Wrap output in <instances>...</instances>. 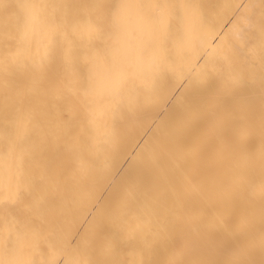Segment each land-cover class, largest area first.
Listing matches in <instances>:
<instances>
[{
	"label": "bare ground",
	"instance_id": "1",
	"mask_svg": "<svg viewBox=\"0 0 264 264\" xmlns=\"http://www.w3.org/2000/svg\"><path fill=\"white\" fill-rule=\"evenodd\" d=\"M0 120L18 264H264V0H0Z\"/></svg>",
	"mask_w": 264,
	"mask_h": 264
},
{
	"label": "rangeland",
	"instance_id": "2",
	"mask_svg": "<svg viewBox=\"0 0 264 264\" xmlns=\"http://www.w3.org/2000/svg\"><path fill=\"white\" fill-rule=\"evenodd\" d=\"M1 122H2V120H0V123ZM10 137H11V133L0 129V146H1L0 147V158H1V160H0V171L1 170L4 171V176H5L4 182L7 186H9V189H10L9 190L7 187V190H9L7 192V194H8L7 196L9 198L6 196L8 198V200L5 201V198H3L2 195L0 194L2 197V198L0 197V219H2V217L5 215V217H3L4 219L0 220L2 222V223H0V246H1V248H0V264H18L19 263L17 260V259H19L18 249L20 247L22 248V245H23L22 241H23L24 231H25V224H24V220H23V218H24L23 200H22L23 195H24L23 194V188H22L23 187L22 186L23 185V173L22 172H24L23 171V168H24V150H23L22 145L19 146L20 148H18V146L15 147V145H11L8 141ZM14 148H15V150H14ZM13 151L15 152V154H13L14 153ZM12 155H13V158L15 160L12 159ZM20 157H21V159H20ZM22 162H23V164H21ZM12 171L14 173L13 178L14 177L15 178L14 179L12 178V181H11L12 186H11V184L9 185V178L12 177ZM20 174H21V176H20ZM6 202H7V204H6ZM13 202L14 203L17 202L19 205L13 204V207H14L13 208L11 206ZM6 205H7V207H6ZM4 206H5V208H8V209H5ZM3 209H4V211H2ZM12 209L13 210L15 209L16 212L13 211ZM5 210H6V212H5ZM13 212L15 214H13ZM20 217H21V219H20ZM4 220H5V223H3ZM2 227H4V228H2ZM11 230H12V232H11ZM16 242H18V243H16ZM15 243H16V245H15ZM23 249L24 248H22L21 252H23ZM21 255H23V254H21Z\"/></svg>",
	"mask_w": 264,
	"mask_h": 264
}]
</instances>
